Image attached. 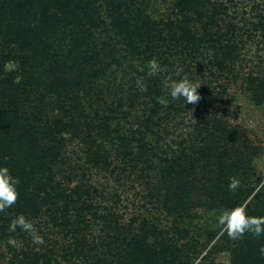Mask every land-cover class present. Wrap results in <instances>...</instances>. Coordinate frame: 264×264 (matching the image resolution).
I'll return each mask as SVG.
<instances>
[{
	"label": "trees",
	"instance_id": "1",
	"mask_svg": "<svg viewBox=\"0 0 264 264\" xmlns=\"http://www.w3.org/2000/svg\"><path fill=\"white\" fill-rule=\"evenodd\" d=\"M48 1L8 0V14L0 9V24H5L8 15V22L0 26V30L2 27L6 30L4 36L25 51L29 47L35 61L27 66L26 77L18 85L13 86L14 83L10 82L8 92L4 86L0 88V111L4 119L0 127V166H7L11 174L20 180L16 204L6 210L8 217L4 212L0 213V233L9 238L12 236L8 231L9 225L16 215L24 214L28 219L34 220L46 208L44 214L55 215L52 217V228L57 232L52 231L50 234L61 235L63 240L61 243H54L44 237L48 243L41 247L44 251L26 247L19 253V263L51 264V256L55 254L54 250L59 244L58 247L66 251L70 258H82L85 264H90L84 251L86 244L80 241L78 233L72 230L70 224L71 206L82 203L81 200L88 193L83 190L84 185H77L70 190L62 189L46 176L52 172L55 161L53 156L52 162L48 163L50 167L41 164L43 159L37 153L40 138L53 142L52 138L63 132L62 117L74 120V114L78 107L80 109V105L76 107V102L79 101L80 104V101L88 99L98 108H103L100 112L102 115L95 113L89 122L84 121L82 127L85 125L96 130L98 136L105 133L112 144L118 141L119 147L126 152L123 155V159L127 160L123 161L124 172L130 169L133 173H141L139 178L142 180L152 179L145 175L151 171L150 166L142 161L148 152L152 153L156 148L145 143V140L149 134L155 135L154 128L164 130L168 119L171 120L170 111L180 112L176 101L169 99L168 105L155 101V97L161 99L164 96L161 93L166 90L164 82L176 70L169 59H179L181 68L191 79V62H195L194 57L202 46L207 45L212 51L214 59H210L209 63L218 65L220 59H235L233 45L242 38L238 33L242 28L233 21L227 22V19H231L229 9L217 0H177L175 6L183 12L182 17L167 21L154 20L147 13L149 2L146 0ZM103 12L105 16L102 15ZM190 12L192 15L188 16ZM261 20L259 25L264 18ZM221 26L226 27L225 32H221ZM153 57L161 65L169 67L166 74L160 72L156 77L147 76L146 62ZM119 73L129 86L120 83L119 88L117 87ZM138 77L145 78L146 92H140L136 87ZM74 79L79 82L72 84ZM109 89L113 93L108 95L109 98H103L104 90ZM31 92L37 97L39 107L34 106L29 99L32 109L22 111L25 105L23 100H28V97L20 98L15 93L29 96ZM116 96H120V104L115 103V99H118ZM45 97L48 100L46 103L43 102ZM140 97L147 101L140 104L144 116L141 123L137 122V129L131 126L126 129L120 123L113 127V122L126 121L133 116V111L137 108L135 102ZM125 98L128 105L122 104ZM125 108L129 110L126 111ZM163 112L164 117L161 116ZM79 116L84 119L83 115ZM18 117V125L14 126L11 120ZM98 121L102 123L97 124ZM197 129L200 137L202 130L207 134L200 140L202 144L206 140L215 145L221 140H231L233 146L238 145L237 152L227 155L228 157L245 158V155L252 156V152L257 150L240 127L228 125L219 119L211 120L206 129ZM27 134H31L30 140L27 139ZM85 141H90L95 148L89 154V163L107 166L104 150L97 148L91 137ZM183 150L186 149H181ZM172 151L168 146L167 151L163 150L161 153L166 156L172 154L173 162L168 159L165 162L174 165V159L180 161L183 156L175 157ZM209 160L206 161L210 162ZM234 168L237 169L238 166L234 165ZM246 168H242L245 171L243 176L253 178L254 172ZM40 169L45 171H39ZM158 192L160 191L150 189L147 199L150 201L157 198ZM247 192L248 189L236 190L231 203L233 207L241 204ZM259 195L258 193L256 198ZM229 196L232 195L228 193ZM165 209L167 224L160 217L152 218L151 222L139 215L142 220L140 224L136 218L131 224L125 225L115 212L110 211L102 221L105 225L103 232L108 231V235L100 240V246L107 249L109 258H103L97 264H214L212 257L218 250L217 246L212 245L207 249L213 237L207 238L209 243L199 239L190 240L187 229L180 227L181 223L186 225L184 221L192 219L193 213L189 208L180 203L175 208ZM11 214L12 217H9ZM58 214L62 217L58 218ZM78 216H83V212ZM134 224L139 225L134 228ZM17 230L21 231L19 228ZM25 238L22 237L26 241ZM180 240H185L181 246L178 245ZM136 249L138 252H135ZM201 255L203 256L199 258ZM110 258L113 259L112 262Z\"/></svg>",
	"mask_w": 264,
	"mask_h": 264
},
{
	"label": "rangeland",
	"instance_id": "2",
	"mask_svg": "<svg viewBox=\"0 0 264 264\" xmlns=\"http://www.w3.org/2000/svg\"><path fill=\"white\" fill-rule=\"evenodd\" d=\"M6 1L8 2V0L5 2L1 0L0 9L7 11L8 14ZM146 1L149 2L147 13L156 21L176 20L182 17L183 12L175 6L177 0ZM217 1L229 9L231 19H227V22L233 21L242 28V31L238 32L242 38L240 41L235 40L233 45L236 58L220 59V64L216 65V63L208 62L210 59L213 60L214 56L207 45L199 49V53L194 57L195 62H191L193 72L191 80L201 84L198 89L201 100L195 105L185 104L183 100L176 101V107L180 109V112L170 111L171 120L168 119L164 130L159 131V128H154L155 135L149 134L145 140V143L156 148L152 153L148 152L142 161L150 166L151 171L145 175L151 176L152 179L142 180L139 178L141 173L137 171L133 173L130 169L124 172V162L127 160L123 159V155L126 152L119 147L118 141L112 144L105 133L98 136L96 130L85 125L82 127L84 121L89 122L95 113L102 115L100 112L103 108H98L93 101L88 99L80 101V104L79 101L76 102V107L80 105V109L78 107L74 114V120L70 121V118L62 117L63 132L52 138L53 142L40 138L37 153L43 159L41 164L50 167L48 163L52 162L53 156L55 161L52 172L47 173L46 176H49L62 189L70 190L77 185H84L83 190L88 193L81 200L82 203L71 206L70 224L72 230L78 233L80 241L86 244L84 251L90 264H97L103 258H109L106 254L107 249L100 246V240L108 235V231L103 232L105 225L102 221L103 217H108L110 211L115 212L122 219L121 223L125 225L131 224L136 218L140 224L142 220L139 219V215L151 222H153L152 218L160 217L164 219V224H167L165 208H175L180 203H183L193 213L192 219L184 221L186 225L180 224L182 229H187L186 231L189 232L188 239H199L206 242L207 238L213 237L207 249L212 245L217 246L218 250L212 257L214 264H264V257H261L259 253V248L264 245V236L256 239L246 234L242 240L234 241L229 239L226 233L221 232L217 223L218 216L224 210L233 208L231 203L235 193L228 190L229 178L233 176L241 181L238 189H248L244 199L240 202L248 207V215L264 216V21L259 25L261 18H264V0ZM104 14L105 12L102 13L103 16ZM191 15L192 12L188 16ZM233 17L235 20H232ZM7 22L8 15L5 24ZM5 24L2 23L0 26ZM221 27V32H225L226 27ZM5 33L6 30L2 27L0 30V88L4 86L5 91L8 92L10 82L15 86L23 81L26 77L27 66L34 64L35 61L29 47L25 51L13 40L5 37ZM169 60L175 69L182 67L181 61L176 57ZM168 68V66L161 65V72L166 74ZM125 81L119 73L117 87L119 88L120 83L129 86ZM73 82L76 83L79 80L74 79L71 83ZM110 93H113L112 89L104 90L103 98H109ZM161 93L164 95L162 98L167 96L166 90ZM15 95L20 98L28 97V100H23L25 105L22 111L28 112L32 109L30 101L34 106L39 107L37 97H34L32 92L29 96H24L22 93H15ZM116 97L118 99H115V103L120 104L118 101L120 96ZM169 99L170 97L164 105H168ZM144 100L146 99L140 97L135 102L137 108L133 111L131 118L126 121H115L112 124L113 127L116 123H120L126 129H130V126L137 129V122L141 123L144 116L142 106H140L145 102ZM159 100V97H155L158 104ZM47 101L46 97L43 98V102ZM122 104L128 105L126 98ZM79 115H83L84 119H80ZM1 116L0 111V127L1 122L4 121ZM161 116L164 117L165 112L161 113ZM215 118L228 125L240 127L244 136L257 149L252 152V156L228 157L227 155L235 154L239 148L238 145L233 146L234 143L231 140H221L216 145L208 140L203 144L200 142L207 134L202 130V137H200L197 128L206 129L208 123ZM18 119L19 117L11 120L14 126L18 125ZM100 123L102 121H98L97 124ZM88 137L93 139L97 148L104 150V156L108 161L107 166H95L89 163V154L95 148L92 147L90 141H85ZM30 138L31 134H27V139L30 140ZM168 146L174 151L171 153H174L175 157L183 156L180 161L174 159L176 161L174 165L165 162L167 159L173 162L172 154L166 156L161 153L163 150L167 151ZM181 149L186 150L181 151ZM204 158L210 159V162ZM234 165L238 168L235 169ZM243 167H247L246 170H252L254 177L250 179L244 177ZM41 170L45 171L44 169L39 171ZM150 189L160 192L156 194L157 198L154 197L149 201L147 196ZM228 193L232 196L228 197ZM258 193L260 195L256 198ZM42 211L43 214L41 213L32 221L43 243L33 244L27 233L16 230L11 234L16 239L17 246L12 247L8 244V236L0 233V264H20L19 253L26 247L31 248L30 250L42 251L41 247L48 244L44 237L54 243L62 242L61 235L50 234L52 231L57 232L52 228V217L55 215L44 214L46 208ZM82 212L81 218L78 215ZM4 214L8 217V212L5 211ZM60 215L58 214L57 217L61 218ZM9 217H12V214ZM139 224H134V228ZM23 236L26 237V241L22 239ZM178 243L181 246L185 240H180ZM58 246L59 244L56 245L55 254L51 256V264L86 263L82 258H70L69 254ZM135 252H138V249ZM109 260L113 261L112 258Z\"/></svg>",
	"mask_w": 264,
	"mask_h": 264
},
{
	"label": "clouds",
	"instance_id": "3",
	"mask_svg": "<svg viewBox=\"0 0 264 264\" xmlns=\"http://www.w3.org/2000/svg\"><path fill=\"white\" fill-rule=\"evenodd\" d=\"M147 76L156 77L161 72V65L158 60L153 57L146 62ZM201 84L193 82L183 68H177L171 73L164 82L167 96L159 100L164 104L168 98L172 101L183 100L185 104L195 105L201 100L198 92ZM136 87L140 92L147 91V84L144 77H138ZM5 160L7 157L4 158ZM19 177H14L7 166H0V213L5 212L16 204L19 198ZM239 178L233 176L229 178L228 190L235 193L240 186ZM217 223L222 233H226L231 240H242L246 234L259 239L264 236V216H250L247 213L245 204L237 205L231 209L224 210L217 218ZM19 228L22 232L27 233L32 239L33 244H42V237L38 236V229L32 220L28 219L24 214L16 215L9 225V233H13ZM8 244L12 247L17 246L14 237L9 236ZM261 257H264V245L259 248Z\"/></svg>",
	"mask_w": 264,
	"mask_h": 264
}]
</instances>
